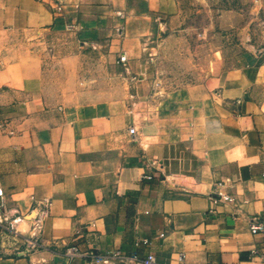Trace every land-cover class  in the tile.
<instances>
[{
    "label": "crops",
    "instance_id": "1",
    "mask_svg": "<svg viewBox=\"0 0 264 264\" xmlns=\"http://www.w3.org/2000/svg\"><path fill=\"white\" fill-rule=\"evenodd\" d=\"M178 15L176 0H0L1 225L34 234L0 239V264H144L135 251L264 264V233L250 229L264 221L259 55L158 83L164 58L147 46ZM219 181L232 201L210 197Z\"/></svg>",
    "mask_w": 264,
    "mask_h": 264
},
{
    "label": "rangeland",
    "instance_id": "2",
    "mask_svg": "<svg viewBox=\"0 0 264 264\" xmlns=\"http://www.w3.org/2000/svg\"><path fill=\"white\" fill-rule=\"evenodd\" d=\"M176 1L178 28L167 37L155 35L147 46L154 56L162 54L164 58L156 63L157 82L176 84L195 80L234 65L244 53L258 54L255 59L250 56L249 63L253 70L259 71L257 88L264 94V0ZM132 4L140 6L142 0H132ZM162 31L166 34L165 29ZM15 230L0 225L2 243L7 244L10 239L25 244L33 242L31 223L21 224ZM120 263L121 260L111 262Z\"/></svg>",
    "mask_w": 264,
    "mask_h": 264
},
{
    "label": "built area",
    "instance_id": "3",
    "mask_svg": "<svg viewBox=\"0 0 264 264\" xmlns=\"http://www.w3.org/2000/svg\"><path fill=\"white\" fill-rule=\"evenodd\" d=\"M63 9V5L60 1L56 4V10L61 11ZM128 60L126 53L120 55V61L125 63ZM136 128L134 126L130 127V132L135 133ZM232 184L227 183V181H219L216 183V190L210 193V197L214 199L216 202H230L234 199L233 193L230 191ZM18 218H15L16 221ZM20 219V218H19ZM8 217L6 214V201H5V193L4 188L0 179V225L8 222ZM12 226V222H10ZM250 229L252 233H264V221L253 222L250 225ZM143 242H149L148 239H143ZM139 244V242L137 243ZM67 253L71 256L80 254L76 247L72 246L67 249ZM127 259L132 260H141L144 264H152L155 261V256L153 254H149L146 258L140 259L139 254L135 251L132 255L126 257Z\"/></svg>",
    "mask_w": 264,
    "mask_h": 264
},
{
    "label": "bare ground",
    "instance_id": "4",
    "mask_svg": "<svg viewBox=\"0 0 264 264\" xmlns=\"http://www.w3.org/2000/svg\"><path fill=\"white\" fill-rule=\"evenodd\" d=\"M21 219H22V218H20V219L18 218L17 221H19V220H21Z\"/></svg>",
    "mask_w": 264,
    "mask_h": 264
}]
</instances>
